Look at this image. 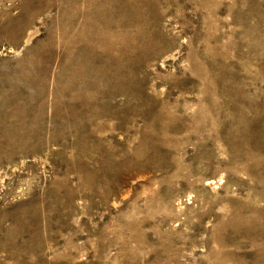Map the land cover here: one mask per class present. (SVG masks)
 Segmentation results:
<instances>
[{
    "label": "rangeland",
    "instance_id": "374dc122",
    "mask_svg": "<svg viewBox=\"0 0 264 264\" xmlns=\"http://www.w3.org/2000/svg\"><path fill=\"white\" fill-rule=\"evenodd\" d=\"M0 264H264V0H0Z\"/></svg>",
    "mask_w": 264,
    "mask_h": 264
}]
</instances>
